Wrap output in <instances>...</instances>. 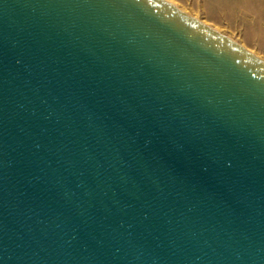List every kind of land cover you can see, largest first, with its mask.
<instances>
[{"label":"water","instance_id":"obj_1","mask_svg":"<svg viewBox=\"0 0 264 264\" xmlns=\"http://www.w3.org/2000/svg\"><path fill=\"white\" fill-rule=\"evenodd\" d=\"M0 264H264V58L169 0H0Z\"/></svg>","mask_w":264,"mask_h":264},{"label":"crops","instance_id":"obj_2","mask_svg":"<svg viewBox=\"0 0 264 264\" xmlns=\"http://www.w3.org/2000/svg\"><path fill=\"white\" fill-rule=\"evenodd\" d=\"M175 5H204V0H169ZM233 21L239 31H247V37L241 42L252 52L264 58V0H236Z\"/></svg>","mask_w":264,"mask_h":264},{"label":"rangeland","instance_id":"obj_3","mask_svg":"<svg viewBox=\"0 0 264 264\" xmlns=\"http://www.w3.org/2000/svg\"><path fill=\"white\" fill-rule=\"evenodd\" d=\"M235 2L237 3L236 0H204V5L177 6L241 43L244 42L248 34L246 30L240 32L237 24L233 21V10H235V5L237 6ZM258 55L260 57L263 56L261 54Z\"/></svg>","mask_w":264,"mask_h":264}]
</instances>
